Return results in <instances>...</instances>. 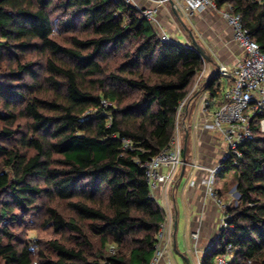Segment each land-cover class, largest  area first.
Returning <instances> with one entry per match:
<instances>
[{
	"label": "trees",
	"instance_id": "16d2710c",
	"mask_svg": "<svg viewBox=\"0 0 264 264\" xmlns=\"http://www.w3.org/2000/svg\"><path fill=\"white\" fill-rule=\"evenodd\" d=\"M215 3L264 54V0ZM204 65L130 4L0 0V264H149L164 213L143 166L175 136ZM220 81L200 93L219 97ZM263 120L222 163L238 197L201 264H264ZM47 229L54 239L28 236Z\"/></svg>",
	"mask_w": 264,
	"mask_h": 264
},
{
	"label": "crops",
	"instance_id": "0c3cea01",
	"mask_svg": "<svg viewBox=\"0 0 264 264\" xmlns=\"http://www.w3.org/2000/svg\"><path fill=\"white\" fill-rule=\"evenodd\" d=\"M130 5L137 10L155 8L157 12L153 24L159 35L167 36L170 41L192 45L187 31L169 2L130 0ZM183 23L191 30L195 40L207 49L214 61V64L207 62L205 76L200 82L203 79L207 82L214 75L219 63L232 66L242 58V49L232 40V29L218 10L208 8L193 14L188 20L183 19ZM199 83L194 90L197 96L192 97L186 104L181 123V141L184 148L186 147L185 154H188L189 161L187 163L185 157L183 161L182 155L177 177L154 193V200L162 209L166 223L165 250L158 264H201L211 241L220 235L222 214L214 201L206 195L201 179L207 177L208 171L218 164L225 149L219 133L202 128V124L209 121V114L217 109L221 101L219 97L210 98V107L202 112L204 92L200 93V88L205 83ZM188 118L190 124L187 126ZM186 174L188 179L183 184ZM192 234H197V238L194 239ZM226 259L228 262L230 255Z\"/></svg>",
	"mask_w": 264,
	"mask_h": 264
},
{
	"label": "built area",
	"instance_id": "2783aa9c",
	"mask_svg": "<svg viewBox=\"0 0 264 264\" xmlns=\"http://www.w3.org/2000/svg\"><path fill=\"white\" fill-rule=\"evenodd\" d=\"M113 2L130 4V0H111ZM163 2L174 3L176 9L182 14L183 19H189L193 14L206 9H215V0H163ZM222 19L232 29V40L242 49L243 56L232 66L222 63L218 64L217 73L221 81L220 104L215 111L209 114V121L202 124V128L209 132L220 134L224 144V152L219 158L218 164L208 171V176L201 179V184L206 189L208 198L214 201L222 214L220 230L226 228V208L230 203H224L218 190L215 188V178L220 173L222 163L230 158H240L239 146L252 136V122L258 116H264V54L259 46L249 38L248 31L243 27L242 17L235 14L231 6L228 10H218ZM157 10L147 8L141 10L142 16L153 23ZM162 40L168 41V37L161 36ZM202 76L203 74L200 73ZM210 95L204 92L202 99V112L210 107ZM186 101H182L177 110V115L185 108ZM104 106L107 104L104 102ZM264 124V120L263 123ZM178 126V123H177ZM176 126V127H177ZM264 127V125H263ZM176 130V129H175ZM176 133L168 146L154 156L143 167L148 182L151 198L154 193L165 184L172 183L182 164V148ZM124 141V148L128 147ZM166 223L159 226L154 246V254L149 264H158L165 250ZM194 239L197 234H192ZM211 241L210 251L215 241ZM227 254L217 257L216 264H227Z\"/></svg>",
	"mask_w": 264,
	"mask_h": 264
},
{
	"label": "rangeland",
	"instance_id": "374dc122",
	"mask_svg": "<svg viewBox=\"0 0 264 264\" xmlns=\"http://www.w3.org/2000/svg\"><path fill=\"white\" fill-rule=\"evenodd\" d=\"M225 9L228 10L229 9V6L228 7H224L221 10H225ZM206 64H208V63L205 61V65ZM205 65H204V68H205ZM115 66H116V62H109V67L112 68V67H115ZM215 72H217V68H216V71ZM201 73L203 74V76H205L204 69L202 70ZM203 76L200 74L199 77L197 78V82H196V84L194 86V90H195L196 85H198V83L200 82V80L203 78ZM205 82H206V79H203L199 84L202 85ZM185 101H186V103H188L187 102L188 101V98ZM193 104H194V102H193ZM202 109L203 108H201V111H202ZM184 113L182 114L181 119L179 118V120H178V126L176 127V130H175V134L176 133L178 134L177 135L178 136V139H179V136H180L179 143L181 145L182 150H184V145H183V142L181 141V138H182V134L181 133H182V130H183V127H182L181 123L183 121L182 118L184 116ZM186 123H187V126L190 124V119L189 118L187 119V122ZM263 125L264 124H261V128L262 129L264 128ZM185 158H186V162L188 163V161H189L188 154H186ZM179 169H180V167H179ZM178 173H179V170L177 171V175H178ZM231 175H232V173L226 175L225 177H220L219 175H217L216 178H215V188L218 191H220V193L222 194V196H221L222 200L224 201V203H227V204L228 203L235 204V202L237 200V196L235 195V188H234V186L233 187L231 186V181H232L231 180V178H232ZM187 179H188V175L186 174L183 177L182 183L184 184L187 181ZM60 210H62V209L60 208ZM28 236L30 238H34V239L37 238V239L43 240V241H48L50 239H54V234H52V231L49 230V229H47L45 231H38V232L37 231H30V232H28ZM35 250H37V248H35ZM36 264H38V263L36 262Z\"/></svg>",
	"mask_w": 264,
	"mask_h": 264
},
{
	"label": "water",
	"instance_id": "95a60500",
	"mask_svg": "<svg viewBox=\"0 0 264 264\" xmlns=\"http://www.w3.org/2000/svg\"><path fill=\"white\" fill-rule=\"evenodd\" d=\"M171 4V6H172V9H173V11H174V13L175 14H177V17H178V19H179V21H180V23L182 24V26L184 27V29L187 31V33H188V35H189V37H190V39H191V43H192V45H193V47L199 52V54L203 57V59L206 61V62H208V63H210V64H214V61H213V59L211 58V56H210V54H209V52L207 51V49L204 47V46H202V45H200L196 40H195V38L193 37V35H192V32H191V30L183 23V16H182V14H181V12H179V10L178 9H176V6H175V4L174 3H170ZM218 67V65H216V68ZM214 74H217V72H215ZM185 152H186V147L184 148V150H183V161H184V157H185ZM235 195L238 197V194L237 193H235Z\"/></svg>",
	"mask_w": 264,
	"mask_h": 264
},
{
	"label": "bare ground",
	"instance_id": "6f19581e",
	"mask_svg": "<svg viewBox=\"0 0 264 264\" xmlns=\"http://www.w3.org/2000/svg\"><path fill=\"white\" fill-rule=\"evenodd\" d=\"M229 252V251H228ZM232 253V252H231ZM229 255V254H228Z\"/></svg>",
	"mask_w": 264,
	"mask_h": 264
}]
</instances>
